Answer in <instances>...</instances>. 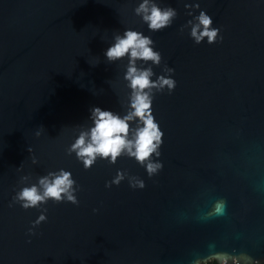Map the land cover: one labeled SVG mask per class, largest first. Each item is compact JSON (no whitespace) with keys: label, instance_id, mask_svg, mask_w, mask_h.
Returning <instances> with one entry per match:
<instances>
[{"label":"water","instance_id":"95a60500","mask_svg":"<svg viewBox=\"0 0 264 264\" xmlns=\"http://www.w3.org/2000/svg\"><path fill=\"white\" fill-rule=\"evenodd\" d=\"M186 2L195 0H156L177 16L150 32L134 12L139 0H0V264H193L212 252L264 264V0H198L220 27L211 44L188 35ZM125 28L161 53L159 64L137 60L150 79L175 70L171 93L153 89L164 135L152 157L163 168L151 178L126 155L85 169L67 152L91 125V106L127 110V55H103ZM61 167L77 204L9 206L20 187ZM117 169L124 178L105 187ZM140 179L144 188L129 187ZM220 198L226 215L207 216ZM43 209L47 220L32 226Z\"/></svg>","mask_w":264,"mask_h":264},{"label":"clouds","instance_id":"9594fccd","mask_svg":"<svg viewBox=\"0 0 264 264\" xmlns=\"http://www.w3.org/2000/svg\"><path fill=\"white\" fill-rule=\"evenodd\" d=\"M187 15L191 19L186 25H190L188 35L195 44L202 41L211 44L222 37L219 35L220 27L212 26L213 18L205 9L200 7L198 0L184 3ZM199 9L193 13V10ZM134 12L140 16L150 32L164 29L172 24L177 16L176 8L171 5L161 7L156 0H139ZM205 37L207 38L205 40ZM154 40L149 35L133 28H125L122 34L114 36L112 43L103 49V55L108 61L118 60L127 55L128 64L124 74L127 80L129 93L128 107L123 115L114 112L110 108H102L93 105L89 109V120L91 125L82 129L68 145L67 152L74 154L75 158L87 169L97 162L106 160L114 164L117 157L126 155L134 158L141 164L148 177L151 178L163 168L162 160H153L152 157H160L161 145L163 144L164 132L153 115V89L162 91L167 86L171 93L176 86V80L171 75L174 68L167 67L164 75L157 76L156 80L150 79L153 75L151 66L137 67V60L142 62L151 61L159 64L161 53L153 47ZM28 151L31 153V147ZM35 163V159H33ZM124 178V173L117 169L116 175L111 181H105V187L119 184ZM76 183L70 170L57 168L48 171L45 175L38 176L35 183L24 185L15 191L11 197L10 205L19 204L21 208H39L41 204L49 199L54 202L66 201L77 204L75 196ZM131 188H144L142 179L130 181ZM47 209H43L30 221L32 226L47 220ZM97 211L93 209V212ZM227 213V201L224 198L214 201L207 216H224ZM27 229L28 234H33V227ZM261 264L247 253L212 252L203 258H197L193 264Z\"/></svg>","mask_w":264,"mask_h":264}]
</instances>
